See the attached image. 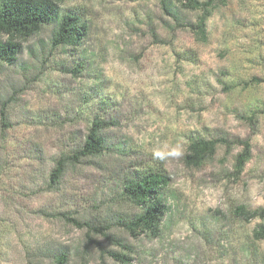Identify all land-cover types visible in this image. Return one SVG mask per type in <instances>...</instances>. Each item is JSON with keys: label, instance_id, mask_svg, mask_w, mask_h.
Segmentation results:
<instances>
[{"label": "rangeland", "instance_id": "obj_1", "mask_svg": "<svg viewBox=\"0 0 264 264\" xmlns=\"http://www.w3.org/2000/svg\"><path fill=\"white\" fill-rule=\"evenodd\" d=\"M185 1L169 0L172 18L160 0H66L60 13L85 26L76 45L52 46L45 25L0 64V264H56L60 252L65 264H264L251 238L264 224V0H225L203 40ZM94 118L108 124L101 154L50 186ZM200 138L229 143L187 167ZM147 171L166 177V212L155 236L133 238L121 225L137 208L121 187ZM239 206L263 218L245 222Z\"/></svg>", "mask_w": 264, "mask_h": 264}, {"label": "trees", "instance_id": "obj_2", "mask_svg": "<svg viewBox=\"0 0 264 264\" xmlns=\"http://www.w3.org/2000/svg\"><path fill=\"white\" fill-rule=\"evenodd\" d=\"M64 1L66 0H0V64H15L22 50V44L45 25L54 24L55 26L50 40L52 46L76 45L84 34L85 26L77 14L60 13L59 6ZM224 1L186 0L184 3H180L182 8L199 13L195 25H191L190 29L194 30L195 35L201 40L205 39L206 23L212 12ZM160 3L166 16L176 17L177 9L169 0H160ZM252 82H258V79H253ZM254 118H257L256 112L248 116L247 120L251 122ZM0 121L3 124V110L0 112ZM107 126L105 121L98 118L92 120L81 147L71 156L60 157L55 161V166L49 174L50 186L59 183L69 163H79L85 158L101 154L104 148V138L101 132ZM228 143L224 139L210 141L201 138L193 139L188 143L182 161L187 167H199L212 159L218 145L227 147ZM241 146L242 149L235 156L233 163V168L238 173L250 159L249 143L243 141ZM166 185L165 175L155 171H147L142 175H137L136 178H128L123 181L121 196L137 208V213L128 216L121 225L130 237L135 238L140 234L150 236L157 234L159 223L166 212L162 193ZM233 214L245 222L263 218V212L260 210L250 211L242 206L236 207ZM251 238L255 242H264V224H260L252 230ZM113 256L119 258V255ZM55 263L65 264L66 254L60 252L55 258Z\"/></svg>", "mask_w": 264, "mask_h": 264}]
</instances>
